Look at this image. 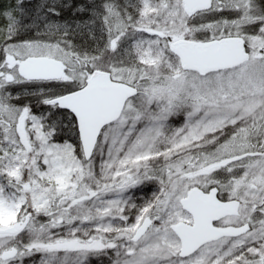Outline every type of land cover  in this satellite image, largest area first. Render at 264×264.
<instances>
[{
    "label": "snow or ice",
    "instance_id": "obj_1",
    "mask_svg": "<svg viewBox=\"0 0 264 264\" xmlns=\"http://www.w3.org/2000/svg\"><path fill=\"white\" fill-rule=\"evenodd\" d=\"M91 256L264 264V0L0 4V264Z\"/></svg>",
    "mask_w": 264,
    "mask_h": 264
},
{
    "label": "rangeland",
    "instance_id": "obj_2",
    "mask_svg": "<svg viewBox=\"0 0 264 264\" xmlns=\"http://www.w3.org/2000/svg\"><path fill=\"white\" fill-rule=\"evenodd\" d=\"M7 0H0V4L2 3H6ZM41 2V0H23V3L25 4L26 7L35 5V4H39ZM65 3L68 2V0H64ZM103 0H72V3L75 4H79V3H83L85 5H92V4H100L102 3ZM118 3H124L125 0H117ZM81 15H85V14H81ZM21 87L23 88H28L29 84H22ZM38 108V106H37ZM176 122V121H174ZM149 191H151V189H149ZM26 260L28 258H25ZM34 259L38 262L39 261V254H37ZM89 264H109V258L107 256L104 257H96V256H91L89 257Z\"/></svg>",
    "mask_w": 264,
    "mask_h": 264
}]
</instances>
